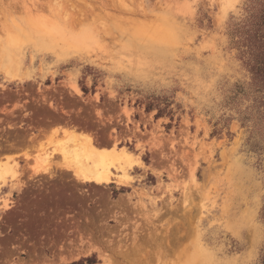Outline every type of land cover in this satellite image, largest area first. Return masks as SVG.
Instances as JSON below:
<instances>
[{
	"label": "rangeland",
	"instance_id": "374dc122",
	"mask_svg": "<svg viewBox=\"0 0 264 264\" xmlns=\"http://www.w3.org/2000/svg\"><path fill=\"white\" fill-rule=\"evenodd\" d=\"M76 1L0 0L2 264H263L264 0Z\"/></svg>",
	"mask_w": 264,
	"mask_h": 264
},
{
	"label": "trees",
	"instance_id": "16d2710c",
	"mask_svg": "<svg viewBox=\"0 0 264 264\" xmlns=\"http://www.w3.org/2000/svg\"><path fill=\"white\" fill-rule=\"evenodd\" d=\"M251 3H254V0H251ZM261 2H259V5ZM257 8H260L259 10ZM262 8V9H261ZM263 10V7H255V5H250L248 12H250L249 17L247 18V21L245 22L246 26H252L253 27V34H248L247 30H243V34L246 36L244 37L245 45L248 47V49L251 51V48L254 47L256 50L255 58L252 60V63H249L250 70L253 74L254 81L262 86H264V12L261 13ZM260 11L259 13H257ZM244 36V35H242ZM253 49V48H252ZM249 52L252 56L254 53L252 51ZM252 58V57H251ZM250 58V60H251ZM249 61V59H248ZM264 98V97H263ZM264 103V100L262 101ZM90 263H94V259H88ZM262 263L264 264V253L262 256ZM76 264V263H74ZM79 264V263H78Z\"/></svg>",
	"mask_w": 264,
	"mask_h": 264
},
{
	"label": "bare ground",
	"instance_id": "6f19581e",
	"mask_svg": "<svg viewBox=\"0 0 264 264\" xmlns=\"http://www.w3.org/2000/svg\"><path fill=\"white\" fill-rule=\"evenodd\" d=\"M65 2V1H64ZM74 2V1H73ZM76 2H78V0L76 1ZM82 2V1H81ZM86 2H87V0H86ZM89 2V1H88ZM92 3V2H91ZM76 4H78V3H76ZM83 4V3H82ZM81 4V5H82ZM85 5V4H84ZM88 5V4H87ZM91 5V4H90ZM90 5H88V6H90ZM93 5V4H92ZM79 7V6H78ZM83 7V6H82ZM75 8V7H74ZM86 8V7H85ZM92 8H94V7H92ZM77 9V8H76ZM75 9V10H76ZM91 9V8H90ZM94 10V9H93ZM84 12V11H83ZM82 12V13H83ZM89 12V11H88ZM78 13V12H77ZM79 13H81V12H79ZM83 16H84V14H82ZM91 15V14H90ZM78 16V15H77ZM80 16V15H79ZM88 16V15H87ZM91 17V16H90ZM78 19V18H77ZM84 19V18H83ZM87 19V18H86ZM88 19H90V18H88ZM92 20V19H91ZM93 21V20H92ZM4 53V52H3ZM5 54V53H4ZM16 64V63H15ZM6 74L9 76V77H15V75H14V72H12L11 71V69H8L7 71H6ZM65 142V141H64ZM70 142V141H69ZM73 143H74V141H73ZM72 144V143H71ZM63 145V144H62ZM75 146V145H74ZM83 146V145H82ZM68 148V147H67ZM66 148V149H67ZM77 148V147H76ZM81 148V147H80ZM79 148V149H80ZM64 149V148H63ZM77 150V149H75L74 150V152L73 153H71V154H73L72 156H73V162H71L72 164H73V166H74V164L76 163V166H78L79 168V170H80V172L81 171H83V175H85L86 177H90V178H94L95 180H97V181H99V182H101V181H103V180H108L109 179V177H108V172H106L105 171V169H101V167H99L98 165H95L94 167H96L95 169H94V167H93V169L92 168H90V167H88L89 165L88 164H86V162H85V159H82L81 157H83L84 158V156H86V154L85 153H80L81 151L80 150ZM82 149V148H81ZM70 151H72V150H70ZM80 151V152H79ZM84 152L85 151H88V150H83ZM82 151V152H83ZM89 152V151H88ZM83 154H84V156H83ZM87 155H89V154H87ZM95 155V154H94ZM69 157V156H68ZM87 157V156H86ZM94 157V156H93ZM87 159H90V157H88ZM93 159H95V158H93ZM84 160V161H83ZM96 161V160H95ZM100 161V160H99ZM85 162V163H84ZM99 164V163H98ZM101 164V163H100ZM76 166H75V169H76ZM103 166V165H102ZM81 168V169H80Z\"/></svg>",
	"mask_w": 264,
	"mask_h": 264
},
{
	"label": "snow or ice",
	"instance_id": "6c2138e0",
	"mask_svg": "<svg viewBox=\"0 0 264 264\" xmlns=\"http://www.w3.org/2000/svg\"><path fill=\"white\" fill-rule=\"evenodd\" d=\"M77 93H79L77 90H75ZM84 92H87V89H84ZM100 98L99 97H94L92 100V106L93 107H101L103 108L104 105H101L98 103V100ZM106 117H107V112L103 111V112H95L94 113V118L97 120V122H106ZM110 147V145H109ZM0 264H2V257H0Z\"/></svg>",
	"mask_w": 264,
	"mask_h": 264
}]
</instances>
